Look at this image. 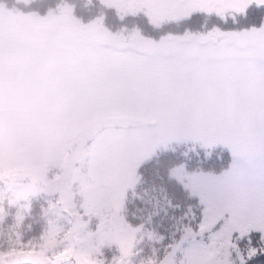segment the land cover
<instances>
[{"label":"snow or ice","instance_id":"6c2138e0","mask_svg":"<svg viewBox=\"0 0 264 264\" xmlns=\"http://www.w3.org/2000/svg\"><path fill=\"white\" fill-rule=\"evenodd\" d=\"M100 3L158 35L85 22L67 0L27 14L22 36L0 14V152L71 123L64 146L83 150L107 212L93 227L87 203L78 223L51 204L68 237L47 252L50 222L39 264H136L145 240L142 264H264V0Z\"/></svg>","mask_w":264,"mask_h":264},{"label":"trees","instance_id":"16d2710c","mask_svg":"<svg viewBox=\"0 0 264 264\" xmlns=\"http://www.w3.org/2000/svg\"><path fill=\"white\" fill-rule=\"evenodd\" d=\"M10 1H12V3L19 10L39 12L41 14L46 12L49 7H54L59 2V0H0V2L2 3L12 5ZM67 2L75 7V13L77 17L82 18L85 22L100 15L106 16L105 24L114 33L120 31L124 27H127L129 30L138 28L145 35H158V33L153 32L150 29L147 21L143 16H129L124 21H121L117 18L116 14L113 11L102 7L100 0H67ZM210 23V20L204 19L197 21L193 25H190V27H192L193 30L203 31L204 26ZM186 27H189V25L175 24L169 26L167 30L174 33H181ZM77 147L79 146L77 145L73 149H67L61 156V160L57 164H40L39 176L41 178L40 181H38V186H32L33 184L23 182V184L29 186V189L25 192L28 195L27 198H24L25 193L21 194V196H19V199L16 198L12 191L13 187H15L16 189V185L14 183L8 184L5 182V180L3 183H0L6 184V188L4 189L5 201L0 205V254L8 255L10 251L20 249L23 252H26V254L37 252L43 259L46 258V256L43 255L44 251H42L41 246L39 245L43 242L42 236H46L48 231L47 228L50 227V222H55L58 219L60 221H64L58 209L56 210V213L53 214L50 205L59 203L64 210V214L66 213V208L63 207L64 205L68 209H71L66 205L67 203H64V205H62L61 203L62 199L68 196L66 195V193L63 195L60 194V181H63L64 178L59 179L58 174L61 169L64 168L67 171H71L72 169H79V167H81L82 159L78 160V158L81 156L78 157V154H76V152L78 151L76 150ZM81 151L84 157V152L82 149ZM82 167L85 168L87 167V165H85V163L83 162ZM44 169L46 170V175L50 176L48 180H45V178L43 179L41 176ZM11 175L15 177L13 174ZM70 176H73V174L71 173ZM53 182H57L56 187H53ZM2 187H5V185H2ZM32 187L37 190L36 195H32V193H34L32 192L34 191ZM45 188H47V190H45ZM74 190L75 192H77L76 189ZM9 197H13L12 199H14L15 201L18 200V202L10 205L9 202L11 201V199ZM21 201H23L26 205L25 210L23 211L24 217L20 220L19 226H14V223L16 221L14 210L17 209ZM1 206H3V208L5 209H1ZM56 236L58 240L55 247L58 248L65 242L66 239H62L61 234L58 235V233L56 234ZM29 245L32 246L31 250L29 249ZM138 247L140 250V255L135 257V260L143 261L150 251L151 244L149 241L145 240ZM113 254V249L105 248L101 259H110ZM33 256L30 258H17V260L20 262V264H24L25 261H28L29 264H39V260L34 259Z\"/></svg>","mask_w":264,"mask_h":264},{"label":"rangeland","instance_id":"374dc122","mask_svg":"<svg viewBox=\"0 0 264 264\" xmlns=\"http://www.w3.org/2000/svg\"><path fill=\"white\" fill-rule=\"evenodd\" d=\"M15 1V0H14ZM23 1V0H16ZM12 5H7L6 3L0 2V5H4L2 15L11 14L12 21V31L15 35L22 36L25 33L31 30V25L27 23L28 16L27 14L33 13V11H24L19 10L16 6L10 1ZM55 7V6H54ZM75 132V127L69 123L63 130L53 128L46 136L30 140L24 142H18L15 140H10L4 147L3 151L0 152V173H2L6 179L5 182L8 184L14 183L16 185V190L20 194H24L26 190L29 189L28 185L23 184V182H27L29 184H33L32 186H38V181H40L39 171L40 164L47 165L48 163L57 164L61 160V156L67 150L64 146L65 137L73 135ZM78 150L76 154H78V160L82 159L81 167L75 168L73 171H67L65 168L61 169L58 176L59 179L64 178L63 181H60L61 189H59L60 194H65L68 196L62 199V205L67 203L71 209L66 208V213L68 217L75 223H78L84 217L81 215L83 212V208L85 203L88 204L89 207L94 208L91 216H88L87 219L91 221L93 227H95L97 223V219L102 220L105 216H107L106 210L103 209L101 203L102 193L97 188L94 182L89 181L83 172V162L84 157L82 155V151L80 146L76 148ZM74 153V152H73ZM67 160V159H65ZM62 168V167H61ZM71 173L73 176H70ZM13 174L15 177H13ZM42 178L48 180L50 176L46 175V170H43ZM66 176V177H65ZM2 185L5 187H2ZM6 188V184H0V205L3 204L4 200V189ZM33 188V187H32ZM34 193L32 195L37 194V190L33 188ZM44 189V188H43ZM77 192H75V190ZM47 190V188H45ZM12 196V195H11ZM28 196V195H27ZM30 196V195H29ZM12 200L13 197H9ZM18 200L15 201V203ZM14 203V204H15ZM26 205L23 201H21L14 210V216L16 221L14 226H19L20 220L24 217L23 211L25 210ZM1 209L3 206H1ZM97 219H96V217ZM63 217V216H62ZM64 219V218H63ZM57 225L56 231L51 233L50 236V244L46 251L51 252L52 248L55 247L56 242L58 240L56 234H61L62 239H67L68 233L65 231V220H57L52 222ZM47 234L45 238L49 237L51 232V228H47ZM47 242V239L43 240L40 246ZM42 249V248H41ZM42 251H45L42 249ZM20 255V252H17V258H30L33 255V258L36 260H42L43 258L37 253L33 252L31 254ZM46 259V258H44ZM136 264H142V261H136Z\"/></svg>","mask_w":264,"mask_h":264}]
</instances>
